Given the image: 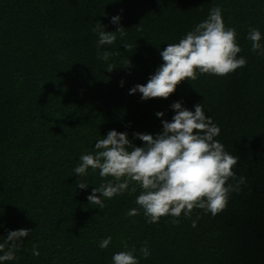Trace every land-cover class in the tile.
<instances>
[{"label":"trees","instance_id":"trees-1","mask_svg":"<svg viewBox=\"0 0 264 264\" xmlns=\"http://www.w3.org/2000/svg\"><path fill=\"white\" fill-rule=\"evenodd\" d=\"M214 7L236 30L246 65L226 76L197 73L167 99L129 95L163 63L167 44ZM117 15L119 25L111 23ZM97 21L105 31L126 32L100 47L113 53L107 62L97 59ZM252 27L264 44V0H0V243L10 230H31L16 259L4 264H112L115 253L132 248L138 264H264V55L251 51ZM107 64L115 68L108 72ZM177 101L191 111L201 103L219 126L215 139L239 157L241 191L216 216L194 209L178 223L167 215L149 224L142 209L128 216L139 208L141 189L132 192V184L104 199L103 209L90 204L92 189L113 178L91 168L77 177L80 156L95 154L110 130L143 146L133 133L160 132ZM144 246L147 258L139 251Z\"/></svg>","mask_w":264,"mask_h":264},{"label":"clouds","instance_id":"clouds-1","mask_svg":"<svg viewBox=\"0 0 264 264\" xmlns=\"http://www.w3.org/2000/svg\"><path fill=\"white\" fill-rule=\"evenodd\" d=\"M120 16H113L111 23L119 25ZM98 34L97 59L107 62L113 53L100 52L103 45H111L126 36L125 28L118 26L115 31H105L97 21L93 29ZM236 30L226 28L220 7L210 10L208 17L195 25L178 43L167 44L160 55L163 63L158 66L146 84H137L130 89L129 95L139 92L142 100L169 98L185 80H196L197 73L226 76L246 65V59L238 56L241 48L236 41ZM251 42V51L264 55L261 32L249 28L246 37ZM124 49L132 48L123 44ZM129 61L127 66L129 65ZM115 66L107 64L111 72ZM121 81V86H123ZM175 114L171 121L162 119V130L157 134L133 133L134 139L143 142L135 146L128 139L127 132L110 130L103 139L95 143V154H83L80 163L74 168L77 177L85 176L91 168L99 170L101 178L112 177L99 187H94L87 197L90 204L104 208V199H111L136 186L141 189L136 197L139 208H132L128 216H135L142 209L149 224L157 223L161 217H174L179 222L183 214L190 218L194 209L216 216L227 207L229 195L239 193L246 183L243 176L237 177L234 168L239 157L225 151L223 144L215 139L220 128L210 117H206L201 103L191 111L177 101L171 105ZM156 116L162 118L163 112ZM131 149V150H129ZM233 181V183H229ZM88 184L80 182L79 189H87ZM199 219V216L197 217ZM196 227V221L192 222ZM31 230H10L7 238L0 243V264L16 259L15 252L23 244ZM111 236L103 239L99 247L106 249ZM127 248V245H125ZM136 249L120 251L113 255L112 264H138L134 255ZM140 253L147 258V246ZM32 255L40 253L33 246Z\"/></svg>","mask_w":264,"mask_h":264}]
</instances>
